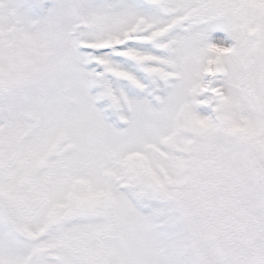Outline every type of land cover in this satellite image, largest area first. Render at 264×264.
I'll list each match as a JSON object with an SVG mask.
<instances>
[{"label": "rangeland", "instance_id": "obj_1", "mask_svg": "<svg viewBox=\"0 0 264 264\" xmlns=\"http://www.w3.org/2000/svg\"><path fill=\"white\" fill-rule=\"evenodd\" d=\"M223 5L242 39L227 49L208 42L207 64L215 68L227 57L236 65L228 89L236 103L191 81L169 100L165 90L175 74L126 49L122 55L162 82L152 80V89L136 96L143 85L130 73L104 57H86L102 66L88 72V87L124 145L122 155L112 135H77L97 124L94 109L78 104L74 54L156 42L172 25L149 32L142 18H122L106 0H0V205L24 234L16 236L0 213V264H25L32 241L29 264L119 262L108 241L119 238L114 227L122 217L134 219L150 264H204L212 232L241 230L264 173V0ZM171 44L155 47L169 52ZM110 78L136 90H114ZM98 145L112 166L98 161ZM203 217L205 226L192 235Z\"/></svg>", "mask_w": 264, "mask_h": 264}, {"label": "snow or ice", "instance_id": "obj_2", "mask_svg": "<svg viewBox=\"0 0 264 264\" xmlns=\"http://www.w3.org/2000/svg\"><path fill=\"white\" fill-rule=\"evenodd\" d=\"M106 4L113 13L119 14L122 18L126 19L129 16L142 18L145 24L152 26L149 32L168 25L172 27L164 37L156 42L128 40L115 49L80 47L76 50L73 57L76 69L73 81L77 90L78 104L81 108L91 106L94 109L97 124V126L88 128H78L77 135L95 136L100 133L112 135L114 147L123 155L124 145L111 129L110 122H105V114L102 112L103 103L94 100L95 90L88 87V72L92 69L102 71V66L95 61L84 62L89 54L93 57H104L110 65L130 73L143 85L142 90H136L127 81L110 78V85L114 90L121 89L128 95L129 87L136 90V96H142L152 89V80H155L157 85L162 83L159 76L145 73L140 65L121 54L126 49H134L143 55L153 57L148 67L160 68L164 72L175 74L174 77L169 78L170 87L165 90L170 93L169 100L178 98L191 81L198 82L197 86L207 83L212 92L219 90L224 93L228 102L236 103L228 91L235 79L236 65L229 63L227 57H221L220 64L215 68L207 64L210 58L206 48L208 42L227 49L231 44H236L238 47L242 39L239 32L232 28L230 12L227 5L222 6V0H162V3L158 5L152 3L151 0L147 2L106 0ZM104 10L103 6L98 7V11L104 12ZM213 10L221 11L222 14L216 16ZM175 20H179L180 23L173 24ZM149 32H145L144 35H148ZM198 33H205L207 39L198 37ZM229 34L232 37L231 41L228 38ZM168 40L172 41L169 52L155 47V43L166 44ZM161 60L167 61V64H161ZM205 76L208 77L207 81L204 79ZM198 99H203V97H198ZM200 110L208 111L209 109L205 107ZM79 115V113L74 114L76 119H79ZM139 118L140 114L134 108L133 116L129 121L130 125L135 127ZM136 135H139L138 130ZM97 159L105 166H112L99 145L97 146ZM114 230L118 231L120 236L108 243L115 255L119 257V262L112 260L110 264H150L143 235L138 230L134 219L122 217L115 222Z\"/></svg>", "mask_w": 264, "mask_h": 264}, {"label": "flooded vegetation", "instance_id": "obj_3", "mask_svg": "<svg viewBox=\"0 0 264 264\" xmlns=\"http://www.w3.org/2000/svg\"><path fill=\"white\" fill-rule=\"evenodd\" d=\"M221 233L222 236H220L219 239L225 248V251L223 252L224 255H218L216 253L213 254L212 258H208V264H254L249 253H245L244 255L238 256L236 258L227 255L231 252L230 250L246 248L248 251V246L246 245L251 242L252 236H249L248 234L243 236H234L233 234L230 235L224 231ZM214 235H216V232H212L210 237H213Z\"/></svg>", "mask_w": 264, "mask_h": 264}, {"label": "water", "instance_id": "obj_4", "mask_svg": "<svg viewBox=\"0 0 264 264\" xmlns=\"http://www.w3.org/2000/svg\"><path fill=\"white\" fill-rule=\"evenodd\" d=\"M260 201H261L262 206L264 207V175L262 176L261 183H260ZM0 211L4 215L7 222L12 226V228L15 229L14 225L9 220V218L4 214L1 207H0ZM251 251L253 253L256 263L264 264V233L260 236V238L257 240L255 245L251 248ZM232 255L236 256L237 254L233 253Z\"/></svg>", "mask_w": 264, "mask_h": 264}]
</instances>
